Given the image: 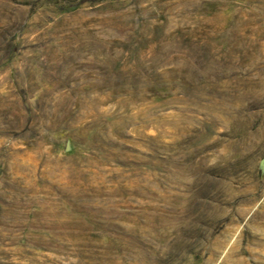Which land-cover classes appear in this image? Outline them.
<instances>
[{"label": "rangeland", "instance_id": "374dc122", "mask_svg": "<svg viewBox=\"0 0 264 264\" xmlns=\"http://www.w3.org/2000/svg\"><path fill=\"white\" fill-rule=\"evenodd\" d=\"M0 264H264V0H0Z\"/></svg>", "mask_w": 264, "mask_h": 264}]
</instances>
